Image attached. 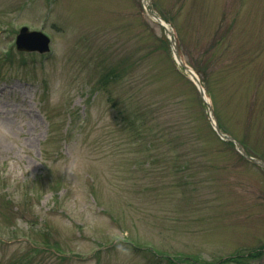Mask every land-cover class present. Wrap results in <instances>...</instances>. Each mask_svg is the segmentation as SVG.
I'll return each mask as SVG.
<instances>
[{
  "label": "rangeland",
  "instance_id": "rangeland-1",
  "mask_svg": "<svg viewBox=\"0 0 264 264\" xmlns=\"http://www.w3.org/2000/svg\"><path fill=\"white\" fill-rule=\"evenodd\" d=\"M151 3L264 161V0ZM149 7L0 0V264H264V169Z\"/></svg>",
  "mask_w": 264,
  "mask_h": 264
},
{
  "label": "water",
  "instance_id": "water-1",
  "mask_svg": "<svg viewBox=\"0 0 264 264\" xmlns=\"http://www.w3.org/2000/svg\"><path fill=\"white\" fill-rule=\"evenodd\" d=\"M152 16H155L154 14L150 13ZM167 32H169L168 29H166ZM48 41L45 39L44 36H42L40 33H31L28 32L27 29H23L18 36L17 45L20 50H38L40 52H45L47 48ZM218 132L222 134V132L218 129ZM243 154L246 156V153L242 149ZM249 160L262 164L259 161L249 158Z\"/></svg>",
  "mask_w": 264,
  "mask_h": 264
},
{
  "label": "bare ground",
  "instance_id": "bare-ground-1",
  "mask_svg": "<svg viewBox=\"0 0 264 264\" xmlns=\"http://www.w3.org/2000/svg\"><path fill=\"white\" fill-rule=\"evenodd\" d=\"M166 25V24H165ZM168 28H170L168 25H166ZM195 74V73H194ZM196 75V74H195ZM206 98H207V96H206Z\"/></svg>",
  "mask_w": 264,
  "mask_h": 264
}]
</instances>
